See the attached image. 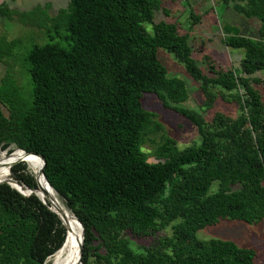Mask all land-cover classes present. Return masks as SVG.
I'll use <instances>...</instances> for the list:
<instances>
[{
	"label": "trees",
	"instance_id": "1",
	"mask_svg": "<svg viewBox=\"0 0 264 264\" xmlns=\"http://www.w3.org/2000/svg\"><path fill=\"white\" fill-rule=\"evenodd\" d=\"M222 2L262 22L257 37L224 22L225 45L243 50L240 70H220L206 56V72L189 34L155 20L161 9L169 13L164 0H70L55 13L49 2L29 11L0 5V15L18 18L34 34L29 47L21 37L0 35V62L9 64L0 74V151L7 152L0 158L16 149L39 154L62 201L52 197L53 205L27 160L10 165L3 177L37 190L48 204L36 192L0 183V264H46L67 239L65 207L85 228L82 264H257L253 248L197 237L223 219H264V100L254 86L262 82L254 74L264 72V0ZM161 48L200 84L201 111L183 105L187 83L169 74ZM146 93L195 124L201 144L181 148L145 107ZM221 98L240 113L216 110L208 120L204 113ZM50 205L63 211L67 227ZM169 227L170 235L133 247L131 236ZM81 244L80 225L67 263L80 264Z\"/></svg>",
	"mask_w": 264,
	"mask_h": 264
},
{
	"label": "rangeland",
	"instance_id": "2",
	"mask_svg": "<svg viewBox=\"0 0 264 264\" xmlns=\"http://www.w3.org/2000/svg\"><path fill=\"white\" fill-rule=\"evenodd\" d=\"M47 2L52 4L51 12L55 13L60 8L67 7L70 0H0V5L6 3L12 9L29 11L37 5H44ZM163 6L168 9L169 13H165L161 9L157 11L155 20L157 22L161 20L175 22L179 27L178 31L180 33L189 34L194 56L206 72L209 68V61L206 59V56L211 57L216 67L220 70L229 68L240 70L241 60L243 58L240 52H243V50L234 49L225 45L222 39L224 22H230L238 26L242 34L251 37L258 36L257 31L262 24L261 20L257 17L249 20L234 10L233 7H226L222 0H164ZM193 14L201 17L198 23H195ZM147 28L148 31H151L152 25L147 24ZM0 35H6L10 39L21 37L25 41L23 44L24 47H29L34 42L33 32L28 30L27 26L20 23L18 18L9 20L7 17L0 15ZM41 37L40 35L37 41L42 42L43 38ZM159 55L163 63L167 66L169 74L171 76H178L187 83L190 98L183 105L201 111L199 106L204 102L205 95L201 92L200 84L194 80L188 73L185 65L173 53L161 48ZM8 67L9 64L0 62L1 77L5 75ZM16 73V76L21 81L22 75L19 71ZM254 76L262 79L260 84H254V86L261 91L260 93L263 95L264 100V72H258ZM241 89L242 92L245 91L243 87ZM214 91L220 92L216 88ZM2 105L4 111L8 113L6 106L4 104ZM144 105L147 109L158 114V119L164 125L165 132L175 137L181 148L201 144L202 136L198 127L183 115L165 108L157 94L146 93ZM216 110L223 111L232 117H236L240 113L237 103L221 98L217 101L216 107L213 110L204 113L206 118L210 120ZM28 165L30 170L36 174L31 165L29 163ZM217 190L218 182H215L211 188V192ZM171 233L172 229L169 227L152 236H131L130 238L133 247L139 250L141 248L140 246H150L159 237L170 235ZM197 237L200 239L221 238L234 240L240 246L255 249L257 253L256 263L264 264V219L255 223H249L239 219H223L216 224L198 230Z\"/></svg>",
	"mask_w": 264,
	"mask_h": 264
},
{
	"label": "bare ground",
	"instance_id": "3",
	"mask_svg": "<svg viewBox=\"0 0 264 264\" xmlns=\"http://www.w3.org/2000/svg\"><path fill=\"white\" fill-rule=\"evenodd\" d=\"M19 160H27L31 165L32 169L34 170V172L39 176L41 175L42 167L38 158L35 155L32 154L29 155L24 152H21V150L16 149L15 151H12V153H9L5 157L3 156L2 158H0V179H2L3 175H5V172L10 167V165L15 161H19ZM40 180L44 190L49 195L53 205L56 208H58L57 204L54 201V199L60 201L56 191L48 186L43 176H41ZM65 209L67 211L66 218L68 224V234L66 235L67 239L63 244V246L54 255L49 257L46 264H66L67 261L70 259V257L75 253L76 243L80 237V223L78 222L77 218L72 213H70V211L66 207ZM60 213L63 214V211H61ZM74 262L75 261H70L67 264H73Z\"/></svg>",
	"mask_w": 264,
	"mask_h": 264
},
{
	"label": "water",
	"instance_id": "4",
	"mask_svg": "<svg viewBox=\"0 0 264 264\" xmlns=\"http://www.w3.org/2000/svg\"><path fill=\"white\" fill-rule=\"evenodd\" d=\"M17 150H21V152H24V153L29 154V155L32 154V155H36V156L40 157L39 154L34 153V152H27V151L24 150V149H17ZM0 152H1V151H0ZM45 164H46V162L44 161V165H43L42 168H41V175L39 176V175L36 174V176H37V179H38V181H39V184H40V182H41L40 178H41V176H43V177L45 178V180H46L48 186L51 187V188H53L52 185L50 184V182L47 180L45 174H44V166H45ZM4 181L9 182L12 186L16 187V188H17L19 191H21L23 194H30V193H32V192H36L37 195H39V196L43 199V201H44L46 204H48V202L44 199L43 195H42L41 193H39L37 190H34V189H31V188H28L27 191H23V190L21 189V187L18 188L17 185H16V183L19 184V182H17L16 180H14L12 177H7V178H4V177H3V179H0V183H1V182H4ZM53 189H54V188H53ZM50 208H51L53 211H55V213H57V214L61 217V219L64 221V224H65L66 227H67V224H66V222H65L64 217L62 216V214H61V213H58L57 210L53 209V207H52L51 205H50ZM73 215H74V214H73ZM74 216L77 218L78 222L80 223V225H81V227H82V245H81V250H80V260H79V263L82 264V255H83L84 240H85V238H84V235H85V228H84L83 223L80 221V219H79L76 215H74Z\"/></svg>",
	"mask_w": 264,
	"mask_h": 264
}]
</instances>
